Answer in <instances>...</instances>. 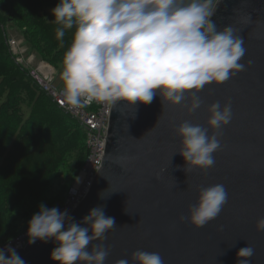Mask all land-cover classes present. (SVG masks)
Returning a JSON list of instances; mask_svg holds the SVG:
<instances>
[{
	"label": "water",
	"instance_id": "water-1",
	"mask_svg": "<svg viewBox=\"0 0 264 264\" xmlns=\"http://www.w3.org/2000/svg\"><path fill=\"white\" fill-rule=\"evenodd\" d=\"M210 19L220 29H242L243 71L202 88L197 93L202 104L194 112L169 103L162 107L159 95L135 108L123 102L111 106L102 166L71 214L80 222L103 206L115 219L106 239L92 242L110 249L105 264L136 250L159 253L163 264H236L237 252L248 245L254 249L249 264H264V231L256 230L264 218V0H221ZM226 101L232 119L219 129L221 148L213 154V167L186 174L174 128L186 120L207 127L208 107ZM184 103H191L190 94ZM214 184L225 186L227 202L215 219L197 228L187 219L188 208L201 187ZM57 246L51 239L37 240L15 250L25 264H58L50 257Z\"/></svg>",
	"mask_w": 264,
	"mask_h": 264
},
{
	"label": "clouds",
	"instance_id": "clouds-1",
	"mask_svg": "<svg viewBox=\"0 0 264 264\" xmlns=\"http://www.w3.org/2000/svg\"><path fill=\"white\" fill-rule=\"evenodd\" d=\"M220 2L59 0L50 9L53 23L57 25L55 37L61 47H64L66 32L71 31L72 38L58 73L61 81L58 95L70 109L94 102L113 108L120 102L129 107L137 103L147 105L159 95L162 107L169 103L194 112L202 104L197 95L202 88L212 83L222 84L246 67L240 63L246 51L240 36L242 29L231 25L220 29L210 19ZM246 63L250 65L252 61ZM186 93L191 96L190 104L184 103ZM207 110L210 113L207 127L186 120L174 128L181 138L177 153L185 161L186 174L193 168L204 171L213 167V154L221 148L219 129L232 119L230 101L223 106L215 102ZM210 129L216 131L209 135ZM87 160L88 156L63 205L66 206ZM89 191L90 188L80 202ZM227 199L223 184L201 187L196 203L188 208V221L197 228L203 227L220 214ZM64 207L59 210L41 203L38 212L28 221L27 243L54 240L58 246L50 257L58 264H105L110 249L103 243L92 242L104 241L106 233L116 226L115 219L105 215L103 206H97L76 222L71 217L75 208L69 215L68 210L61 211ZM179 219L183 222L185 217ZM256 230L264 231V218L257 221ZM253 254L250 245L241 248L236 254V264H249ZM130 261L131 264H163L159 253L142 250L134 251L127 259H119L116 264ZM0 264H25V261L8 246L0 249Z\"/></svg>",
	"mask_w": 264,
	"mask_h": 264
},
{
	"label": "trees",
	"instance_id": "trees-1",
	"mask_svg": "<svg viewBox=\"0 0 264 264\" xmlns=\"http://www.w3.org/2000/svg\"><path fill=\"white\" fill-rule=\"evenodd\" d=\"M59 0H0V245L27 231L39 205L64 204L88 156L87 133L19 64L6 39L15 22L31 48L55 68L71 42L55 37Z\"/></svg>",
	"mask_w": 264,
	"mask_h": 264
},
{
	"label": "built area",
	"instance_id": "built-area-1",
	"mask_svg": "<svg viewBox=\"0 0 264 264\" xmlns=\"http://www.w3.org/2000/svg\"><path fill=\"white\" fill-rule=\"evenodd\" d=\"M11 45L13 48H16L18 47V42L15 39H12ZM50 71L52 72V70L49 69V72L45 77L36 75L38 83L48 91L59 107L72 114L87 130V146L89 149L88 160L78 178L76 187L72 188L70 191L66 206L61 210H68L70 215L82 197L88 192L95 174L102 164L106 148V136L111 106L94 102L91 105L80 109H70L58 95L60 89L51 83ZM26 232L16 239L0 245V249L8 246L18 249L25 246L28 244Z\"/></svg>",
	"mask_w": 264,
	"mask_h": 264
},
{
	"label": "rangeland",
	"instance_id": "rangeland-1",
	"mask_svg": "<svg viewBox=\"0 0 264 264\" xmlns=\"http://www.w3.org/2000/svg\"><path fill=\"white\" fill-rule=\"evenodd\" d=\"M6 35H7L6 39H7L8 46L10 47V50L14 54V56L17 59H20L22 58V56L20 55L18 56V54H21L23 52V57L25 61L30 62L31 66H36L40 62V71H42L43 77H45L46 75L45 72L47 69L43 65L48 64V62L42 59L41 56H39L38 53L31 48L30 44L24 39L21 29L15 22L13 21L7 22ZM13 38H15L18 41L19 47H16V48L12 47L11 42ZM22 63L24 64V66L28 67L27 63H25L24 61ZM22 63L21 65L23 66ZM56 70H57V74L55 76L53 83L57 88H61V81L58 76L60 68H56ZM64 206L65 205H63V207Z\"/></svg>",
	"mask_w": 264,
	"mask_h": 264
}]
</instances>
